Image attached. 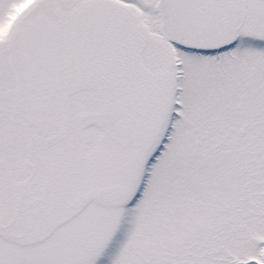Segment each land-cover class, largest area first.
Returning a JSON list of instances; mask_svg holds the SVG:
<instances>
[{
	"label": "snow or ice",
	"instance_id": "6c2138e0",
	"mask_svg": "<svg viewBox=\"0 0 264 264\" xmlns=\"http://www.w3.org/2000/svg\"><path fill=\"white\" fill-rule=\"evenodd\" d=\"M0 264H264V0H0Z\"/></svg>",
	"mask_w": 264,
	"mask_h": 264
}]
</instances>
